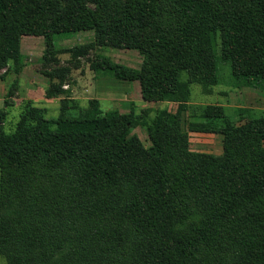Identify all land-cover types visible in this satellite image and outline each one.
<instances>
[{
  "label": "trees",
  "instance_id": "1",
  "mask_svg": "<svg viewBox=\"0 0 264 264\" xmlns=\"http://www.w3.org/2000/svg\"><path fill=\"white\" fill-rule=\"evenodd\" d=\"M88 30L144 54L138 69L109 63L104 75L177 107L149 119L103 111L53 83L46 95H65L56 118L26 103L13 132L0 129L5 264H264V116L235 125L206 104L204 121L181 125L190 83L264 91V0H0V68L19 75L23 35L51 45ZM188 131L219 133L221 152L191 150Z\"/></svg>",
  "mask_w": 264,
  "mask_h": 264
},
{
  "label": "rangeland",
  "instance_id": "2",
  "mask_svg": "<svg viewBox=\"0 0 264 264\" xmlns=\"http://www.w3.org/2000/svg\"><path fill=\"white\" fill-rule=\"evenodd\" d=\"M21 71L15 75L10 62L0 68V108L5 110V119L0 129L5 133L13 132L26 103L43 109L47 119L59 114L63 94L47 96L46 90L51 83L69 91L71 99L80 106H86L91 99H97L100 108L105 111L116 109L121 113L152 117L157 109L167 108L174 111L177 104L170 101L144 100L137 79H116L104 75L99 67L109 63L138 69L144 60V54L136 48L115 45L109 41L99 44L93 31L59 33L53 36L48 45L43 36L23 35L20 41ZM219 76L228 80L229 68L221 66ZM17 82L7 97L5 93L14 78ZM190 96L187 109L183 112L182 128L188 130L189 121H204L202 107L206 104H218L224 114L235 125L242 124L253 116H264V91L250 87H234L222 81L204 92L199 84H189ZM219 124V121H216ZM130 134L137 136L144 146L149 145L147 132L141 125L131 128ZM189 148L211 154L221 152V135L213 131H188ZM0 264L5 259L0 256Z\"/></svg>",
  "mask_w": 264,
  "mask_h": 264
}]
</instances>
